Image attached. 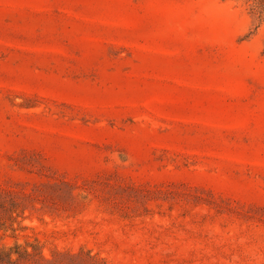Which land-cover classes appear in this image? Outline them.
Instances as JSON below:
<instances>
[{"label":"rangeland","instance_id":"obj_1","mask_svg":"<svg viewBox=\"0 0 264 264\" xmlns=\"http://www.w3.org/2000/svg\"><path fill=\"white\" fill-rule=\"evenodd\" d=\"M254 7L0 0L5 264H264Z\"/></svg>","mask_w":264,"mask_h":264},{"label":"trees","instance_id":"obj_2","mask_svg":"<svg viewBox=\"0 0 264 264\" xmlns=\"http://www.w3.org/2000/svg\"><path fill=\"white\" fill-rule=\"evenodd\" d=\"M254 2H255L254 11L256 10L259 17L264 16V0H254ZM8 229L9 228H7L5 222L2 219H0V230L7 231ZM13 254H17L18 257H22L23 254H29V252L26 249L21 250L19 245H16L15 247L4 246L0 250V264L13 262V257H12Z\"/></svg>","mask_w":264,"mask_h":264}]
</instances>
